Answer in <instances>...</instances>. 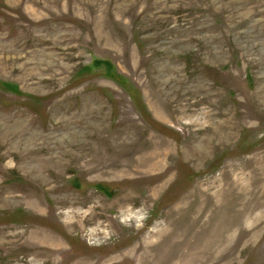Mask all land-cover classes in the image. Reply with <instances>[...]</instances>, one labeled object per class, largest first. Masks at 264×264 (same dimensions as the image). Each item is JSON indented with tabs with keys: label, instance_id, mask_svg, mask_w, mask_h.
Wrapping results in <instances>:
<instances>
[{
	"label": "rangeland",
	"instance_id": "1",
	"mask_svg": "<svg viewBox=\"0 0 264 264\" xmlns=\"http://www.w3.org/2000/svg\"><path fill=\"white\" fill-rule=\"evenodd\" d=\"M0 264H264V0H0Z\"/></svg>",
	"mask_w": 264,
	"mask_h": 264
}]
</instances>
